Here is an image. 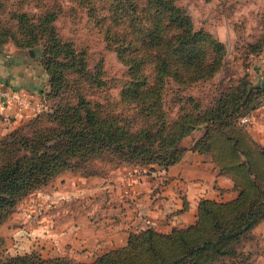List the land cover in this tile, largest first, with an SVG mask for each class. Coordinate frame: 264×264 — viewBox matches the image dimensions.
I'll return each mask as SVG.
<instances>
[{
  "label": "trees",
  "instance_id": "16d2710c",
  "mask_svg": "<svg viewBox=\"0 0 264 264\" xmlns=\"http://www.w3.org/2000/svg\"><path fill=\"white\" fill-rule=\"evenodd\" d=\"M68 1L69 10L82 9L86 22L125 63L127 79L110 101L101 91L100 69L88 71L83 50L57 34L51 8L37 17L11 13L14 27L0 20V45L7 40L22 49L40 45L48 88L44 102L59 99L0 136V224L22 198L65 170L100 174L98 163L115 161L166 169L181 156V139L200 124L204 131L189 149L208 154L237 194L226 202L200 199L192 224L168 233L131 232L123 246L89 263L29 253L6 256L0 264H212L224 257L242 263L243 254L232 245L264 218V151L236 120L264 105V81L253 84L246 74L220 79L206 103L173 97L184 103L170 115L164 95L211 78L223 67V45L193 30L174 0Z\"/></svg>",
  "mask_w": 264,
  "mask_h": 264
},
{
  "label": "crops",
  "instance_id": "0c3cea01",
  "mask_svg": "<svg viewBox=\"0 0 264 264\" xmlns=\"http://www.w3.org/2000/svg\"><path fill=\"white\" fill-rule=\"evenodd\" d=\"M262 54L246 69L253 84L264 81V77H259L257 66L253 65L258 64ZM4 56L0 54V85L18 89L33 102L41 100L45 83L43 73L37 71L31 61ZM250 114L246 130L263 144L264 105ZM32 116L31 110L0 105V135ZM197 136L192 133L181 139L184 147L181 156L163 170L155 167L149 171L123 164L94 175L63 171L42 193L25 196L18 212L0 225V232L6 231L12 243L7 249L31 245L39 251L43 248L41 252L53 249L52 252L66 247L99 255L123 246L130 232L151 228L168 233L173 228L192 224L200 199L226 202L237 194L231 180L219 172L208 154L189 149ZM68 201H72L73 206L70 207ZM96 202L101 205L95 207ZM45 203L50 207H44L40 218L33 220L34 204ZM247 235L244 242H239L244 264H264V219Z\"/></svg>",
  "mask_w": 264,
  "mask_h": 264
},
{
  "label": "rangeland",
  "instance_id": "374dc122",
  "mask_svg": "<svg viewBox=\"0 0 264 264\" xmlns=\"http://www.w3.org/2000/svg\"><path fill=\"white\" fill-rule=\"evenodd\" d=\"M174 2L176 6L186 11L190 18L193 30L200 29L210 34L223 45L224 55L223 67L218 72L213 74L211 78L199 83L196 86L192 85L187 87L178 93H166L164 95V108L167 109V112L170 115H173L177 107L179 105H183L184 103L182 98H180L179 101L174 100V102H172V98L176 95L180 97L190 96L194 100L206 103L216 92L215 83L218 80H234L245 76V74L247 76L246 69L252 65L251 63L253 59H256L257 61L258 56L262 53L264 54L263 51L257 55V53H259L264 47V0H174ZM72 4L73 3L68 0H0V20L4 24L14 27V21L10 17L11 13L24 12L29 16L37 17L46 9L51 8L53 11L55 10L56 17L53 21V26L57 34L64 41L70 42L77 51L79 49L83 50L88 71H93L95 67L100 69L101 79L104 81V87L101 91H105V94L110 101L116 100L118 98L120 87L127 79V67L125 63L118 58L113 48L110 45H107V43L103 40L101 32L91 27L90 24L86 22L82 9L74 6L72 10H69V7H71ZM40 49V45L27 49L17 48L10 40H7L0 45V54L1 56H4L5 54V56L9 55L14 58H18V60H23L24 62L31 61L35 69L40 73H43L45 76V83L43 84L41 95L42 99H44V93L46 94L48 91L47 75L42 69L40 63ZM262 58H264V55ZM260 61L261 60L259 58L258 64H253L255 67L257 66L258 71ZM45 100L50 107L59 101L57 97H46ZM246 128L247 127L244 128V131L249 135ZM203 131L204 124H200L188 135L196 133L198 136L193 140L195 141L202 135ZM249 137L264 151V143L262 144L254 140L250 135ZM179 145L181 146V144ZM123 164L126 163L115 161L114 164L98 163L97 167L102 172L105 171L106 168L112 169ZM151 165L154 168L156 167L155 164ZM51 181L36 192L42 193ZM106 201L107 199L104 202ZM20 202L16 204L13 211L0 225H3L14 212H18ZM69 204L70 207L73 206L72 201L69 202ZM99 204L100 203L96 202L95 207H98ZM5 233L6 231L4 230L0 232V260L9 255L14 256L16 254L22 255L29 253L39 255L41 258L62 257L73 262L82 263H89L96 257V253H84L83 251H80L79 248L68 249L63 247L58 250L55 249L52 252H50V250L53 249L41 252L43 251V248L39 251L36 248H31V245H27V248L21 246L19 249H7V246H11L12 243L10 244L11 240L8 241L7 234ZM246 237H248V235L242 237L239 242H244ZM239 242L232 245V248L237 252H239ZM240 253L242 252L240 251ZM85 254L87 255L85 258L86 261L84 260ZM89 255L90 258L88 257ZM222 259V261H217L212 264L245 263V260L242 263H238L240 260L239 257V260L237 259V261H232L229 257H224Z\"/></svg>",
  "mask_w": 264,
  "mask_h": 264
},
{
  "label": "built area",
  "instance_id": "2783aa9c",
  "mask_svg": "<svg viewBox=\"0 0 264 264\" xmlns=\"http://www.w3.org/2000/svg\"><path fill=\"white\" fill-rule=\"evenodd\" d=\"M260 60L261 61H260L258 74L259 77L262 78L264 77V58ZM0 105H11L18 110H31L33 115L37 112L46 109V103L44 102V99L33 102L27 96V94L19 91L18 89L9 86H2V85H0ZM250 119H251V114L249 113L246 116L240 117L237 120V124L239 126L245 127L250 122ZM44 207L47 208L50 207V205L47 203H45L44 205L34 204L31 218L37 221L40 218V214Z\"/></svg>",
  "mask_w": 264,
  "mask_h": 264
}]
</instances>
